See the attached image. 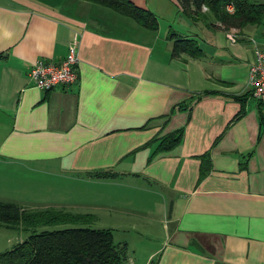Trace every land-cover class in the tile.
Returning a JSON list of instances; mask_svg holds the SVG:
<instances>
[{
    "label": "crops",
    "instance_id": "1",
    "mask_svg": "<svg viewBox=\"0 0 264 264\" xmlns=\"http://www.w3.org/2000/svg\"><path fill=\"white\" fill-rule=\"evenodd\" d=\"M129 1L155 30L85 0H0V162L61 181L39 198H96L120 218L153 219L142 199L157 196L165 238L143 264H264V102L237 99L264 20L223 29L191 21L176 0ZM170 31L202 54L170 57ZM74 36L75 82L35 87L29 66L58 62ZM178 128V143L157 151ZM102 170L119 175H87Z\"/></svg>",
    "mask_w": 264,
    "mask_h": 264
},
{
    "label": "trees",
    "instance_id": "2",
    "mask_svg": "<svg viewBox=\"0 0 264 264\" xmlns=\"http://www.w3.org/2000/svg\"><path fill=\"white\" fill-rule=\"evenodd\" d=\"M107 7L112 11L133 19L144 28L155 30L156 19L147 10L133 5L129 0H85ZM181 12L191 21L204 20L207 25L216 22L223 29H239L245 25H257L264 20V3L254 0H176ZM231 4L233 11L228 13L225 5ZM202 6L205 10H201ZM171 39L170 57L185 54L197 58L202 54L196 41L168 32ZM250 92L237 97L244 100ZM257 101V100H256ZM259 102V101H257ZM242 110L236 114L238 118ZM182 128L175 129L157 139V151L167 150L180 140ZM152 138L141 146L155 141ZM207 162V152L201 155ZM202 163L199 176L206 173L207 163ZM92 178L113 179L119 173L112 170L87 172ZM94 218L91 213H77L63 208L45 207L28 210L19 205L0 200V226L17 227L28 232L27 236L10 248L0 251V264H126V243L114 242L110 228H90L72 226L60 229L35 231L43 225L62 223L84 224ZM154 264V261L150 262Z\"/></svg>",
    "mask_w": 264,
    "mask_h": 264
},
{
    "label": "rangeland",
    "instance_id": "3",
    "mask_svg": "<svg viewBox=\"0 0 264 264\" xmlns=\"http://www.w3.org/2000/svg\"><path fill=\"white\" fill-rule=\"evenodd\" d=\"M185 19L184 17H182ZM159 29H165L167 22L159 19ZM176 23V22H175ZM173 25H176V24ZM255 105L252 98H248L245 106ZM61 181L54 176L41 175L32 171H17L11 166L0 162V200L13 202L23 209L35 210L45 207L63 208L72 212H90L94 218L89 223L70 224L62 223L55 225L37 226L34 230H51L72 226H88L90 228H110L112 230L114 242L126 243V264H143L146 255L150 250L157 248L165 238L166 214L161 211V205L157 196L149 195L142 200L145 205L150 207L153 219L140 218H120L115 216L112 211L105 212L99 208L96 198H39L43 194L51 196L56 186ZM68 185V184H67ZM142 197H147L144 194ZM94 200V201H93ZM167 201V200H166ZM92 205L94 209L84 206ZM76 205V206H75ZM167 207V202L165 203ZM89 207V206H88ZM160 208V209H159ZM28 232L17 227L0 226V251L10 248L14 243L23 240ZM149 264V263H147Z\"/></svg>",
    "mask_w": 264,
    "mask_h": 264
},
{
    "label": "built area",
    "instance_id": "4",
    "mask_svg": "<svg viewBox=\"0 0 264 264\" xmlns=\"http://www.w3.org/2000/svg\"><path fill=\"white\" fill-rule=\"evenodd\" d=\"M205 7L202 6V10ZM228 13L233 11L231 4L225 5ZM230 43L235 42V36L231 32L226 33ZM76 40L75 36L67 45L65 56L58 62L36 60L28 68V78L35 87L47 90L55 85H70L76 80ZM247 85L252 98L264 102V45L252 50V62L247 69Z\"/></svg>",
    "mask_w": 264,
    "mask_h": 264
}]
</instances>
